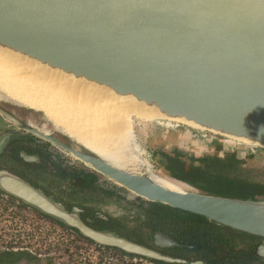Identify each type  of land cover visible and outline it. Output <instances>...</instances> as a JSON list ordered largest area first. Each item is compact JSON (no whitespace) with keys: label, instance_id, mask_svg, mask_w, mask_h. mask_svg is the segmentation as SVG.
Segmentation results:
<instances>
[{"label":"water","instance_id":"1","mask_svg":"<svg viewBox=\"0 0 264 264\" xmlns=\"http://www.w3.org/2000/svg\"><path fill=\"white\" fill-rule=\"evenodd\" d=\"M0 48L133 98L164 122L264 151V0H0ZM41 136L138 198L264 239V199L208 195L184 182L189 189L174 192L157 184L148 167H115L73 138L71 147ZM5 143L0 142V155ZM0 190L100 247L167 264H203L97 231L79 209L68 212L9 173H0ZM155 245L168 249L178 243L158 232ZM258 255L264 259V244Z\"/></svg>","mask_w":264,"mask_h":264},{"label":"trees","instance_id":"2","mask_svg":"<svg viewBox=\"0 0 264 264\" xmlns=\"http://www.w3.org/2000/svg\"><path fill=\"white\" fill-rule=\"evenodd\" d=\"M158 155L163 171L169 178L188 183L203 193L240 200L264 199V182L253 176L250 178L245 176L247 170L244 163L234 154L226 158L214 155L191 161H188L190 158L185 152L179 150L172 153L159 152ZM58 164L56 162L54 165L57 170L54 173L50 171L39 173L40 184L30 179L26 180L48 197L53 195L55 197L53 200L68 212L72 213L79 209L82 220L91 221L90 226L95 230L111 232L187 262L264 264V259L257 253L258 247L264 242L260 237L235 231L199 215L134 197L127 190L88 169L74 167L73 171H70L64 167V163ZM69 177H72V181L67 183L66 179ZM7 198L8 204H18L21 209H30L65 231L77 234L89 245L115 252L122 258L167 264L128 255L118 249L99 247L77 230L42 215L11 196ZM111 208L114 210L111 211ZM158 232L170 236L178 243V247L157 248L155 235ZM34 260L35 258L25 251L0 252V264H28Z\"/></svg>","mask_w":264,"mask_h":264},{"label":"bare ground","instance_id":"3","mask_svg":"<svg viewBox=\"0 0 264 264\" xmlns=\"http://www.w3.org/2000/svg\"><path fill=\"white\" fill-rule=\"evenodd\" d=\"M0 88L13 100L43 112L57 128L109 164L139 171L148 167L150 172L137 143L134 119L164 120L156 110L133 98L124 99L52 72L1 48ZM150 177L167 190H188L186 185L181 187L153 173Z\"/></svg>","mask_w":264,"mask_h":264},{"label":"rangeland","instance_id":"4","mask_svg":"<svg viewBox=\"0 0 264 264\" xmlns=\"http://www.w3.org/2000/svg\"><path fill=\"white\" fill-rule=\"evenodd\" d=\"M0 100L18 103L1 88ZM19 104L22 105L20 102ZM153 118L136 117L134 128L142 156L155 176L185 187V184L170 179L163 171L159 170L157 161L152 154L155 148L164 150L179 148L187 151L191 157L197 158L205 155L224 157L227 154L236 153L238 158L244 161V168L247 170L245 176L247 175L248 178L253 176L264 182V151L253 150V148L227 138L191 127L179 126ZM31 119L34 125L46 123L50 125L51 131H57L72 140L66 132L57 128L47 117L34 116ZM73 142L84 150L76 140ZM67 157L72 160L74 165L85 166L75 158ZM7 201L6 197L0 198V252L10 249V251L20 250L30 253L35 260L28 264H152L147 261L122 258L115 252H108L89 245L77 234L65 231L30 209H21L18 204L11 205Z\"/></svg>","mask_w":264,"mask_h":264},{"label":"flooded vegetation","instance_id":"5","mask_svg":"<svg viewBox=\"0 0 264 264\" xmlns=\"http://www.w3.org/2000/svg\"><path fill=\"white\" fill-rule=\"evenodd\" d=\"M0 110L5 112L12 118V119H8L0 112V142L2 141L6 142L4 150L2 154L0 155V173L6 172V173H9L13 176H16L24 180L27 183H29V181H27L26 179H30V180H33L35 183L37 182L38 184H40V178H39L40 172L42 173L44 171H50L54 173L57 171L56 168H54V165L56 164V162H58L59 164L64 163V167H66V169L70 171H73L74 167L76 168L80 167V168H85L91 172L96 173L95 171L88 168L87 166L74 165L72 160H69V158L66 155H64V153H62L59 149H57L52 144H50L48 141L42 138L41 135H49L53 138L59 139L60 141L66 143L67 145L71 147L73 146V143L71 142V140H69V138H67L65 135L58 133L57 131H54V130L51 131L49 129L50 125L46 123H43L42 125H39L37 123L34 125L32 123L31 118H33L34 116L46 117V115L43 112L34 110L23 104L20 105L19 102L12 103L10 101H4V100H0ZM175 150L185 152L187 154V157L190 158L188 159V161H191V159H203L208 156H214V155H205L203 157L197 158L195 156L191 157L187 151L181 150L179 148H175L172 150H164L163 148H159V149L155 148L152 154L157 161V164H158L157 168L159 170L163 171V168L160 164V157L158 153L159 152L172 153ZM221 150L222 149L220 148V151ZM24 154L32 158H37V160H35V162H32V163L27 162L23 158ZM233 154L236 155V158L238 160H240L236 153H230V154L225 155L224 157L225 158L231 157ZM58 158H60L59 160L61 161H59ZM242 162L244 163V161ZM45 165H47V167H43ZM59 172L61 173L60 170ZM103 178L106 179L105 177ZM106 180L114 184L108 179ZM69 181H72V177H69L68 179H66L67 183H69ZM29 184L31 185V183ZM32 186L34 187V185ZM36 189L40 191V189L38 188ZM0 192L3 193V194H0V196L6 197V198L10 197L9 195L2 192L1 190ZM133 196L136 197L135 195ZM49 198L53 199L55 197L52 195V197H49ZM110 210L112 211V208ZM85 223H87L90 226L91 221H87ZM262 244H264V242H262L261 245ZM168 249H171V248H168ZM258 249H257V253H258ZM7 251L9 252L10 249H8ZM18 251L20 250H17L15 252H18ZM135 260H138V259H135ZM140 261H144V260H140ZM189 263H193V262H189Z\"/></svg>","mask_w":264,"mask_h":264}]
</instances>
